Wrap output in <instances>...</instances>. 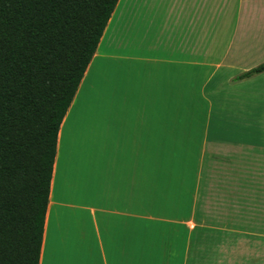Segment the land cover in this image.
I'll use <instances>...</instances> for the list:
<instances>
[{
	"label": "crops",
	"instance_id": "crops-1",
	"mask_svg": "<svg viewBox=\"0 0 264 264\" xmlns=\"http://www.w3.org/2000/svg\"><path fill=\"white\" fill-rule=\"evenodd\" d=\"M99 59L84 104L107 107L109 140L80 165ZM263 63L264 0H119L61 124L42 253L59 171L84 199L61 206L90 216L87 264H264V72L237 79Z\"/></svg>",
	"mask_w": 264,
	"mask_h": 264
},
{
	"label": "trees",
	"instance_id": "trees-1",
	"mask_svg": "<svg viewBox=\"0 0 264 264\" xmlns=\"http://www.w3.org/2000/svg\"><path fill=\"white\" fill-rule=\"evenodd\" d=\"M118 2L0 0V264H40L61 124Z\"/></svg>",
	"mask_w": 264,
	"mask_h": 264
},
{
	"label": "rangeland",
	"instance_id": "rangeland-1",
	"mask_svg": "<svg viewBox=\"0 0 264 264\" xmlns=\"http://www.w3.org/2000/svg\"><path fill=\"white\" fill-rule=\"evenodd\" d=\"M103 61L104 60L99 59L96 62L97 65H95L94 72L93 69H91L88 79H86V83L83 85L80 93L79 98L81 101L78 100L76 105L81 111L73 122L74 127L71 131L69 145L73 140H78L77 142L78 145H80V148L79 151L78 148L73 151V157L75 161L80 163V165L85 164V162L88 164L89 162H93V160L96 162L98 159H101L102 150L100 148L109 140L106 131V122L108 120L107 107L103 105L101 108L103 110H100L99 112V106H91L90 108L84 104L92 85V79L95 78V74L99 71ZM105 74L107 75L106 71ZM94 109L95 111L98 110V112L93 113L92 110ZM104 109H106V111H104ZM82 184L79 188L78 195H81V192L83 193L84 191ZM75 193L76 190L73 187L71 189L65 187L64 180L58 171L52 198L55 207V214L54 216L52 215L47 224L45 249L42 253L44 264H48L47 258L50 247L53 253L71 255V257L77 256L72 260L65 261V263L87 264L86 261H82L81 253L85 250V246H83L82 243L84 236H87L88 234V237H91L90 216L87 211L73 210L66 206H61L62 202L79 205L78 201H84L81 196H79L80 198H77ZM85 199L90 200V197ZM56 214H58V217H56ZM80 214L84 217L79 218ZM88 247L91 249L90 240Z\"/></svg>",
	"mask_w": 264,
	"mask_h": 264
},
{
	"label": "bare ground",
	"instance_id": "bare-ground-1",
	"mask_svg": "<svg viewBox=\"0 0 264 264\" xmlns=\"http://www.w3.org/2000/svg\"><path fill=\"white\" fill-rule=\"evenodd\" d=\"M122 2H123V1H122ZM89 72H90V69H89ZM89 72H88V73H89ZM86 76H87V75H86ZM85 79H86V78H85ZM82 87H83V84L80 86V91H81V88H82ZM78 94H79V92L77 93V96H79ZM74 103H75V102H74ZM73 108H74V107H73Z\"/></svg>",
	"mask_w": 264,
	"mask_h": 264
}]
</instances>
